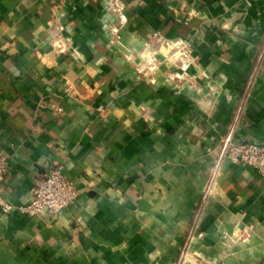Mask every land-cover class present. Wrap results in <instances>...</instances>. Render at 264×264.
Listing matches in <instances>:
<instances>
[{
  "label": "crops",
  "instance_id": "0c3cea01",
  "mask_svg": "<svg viewBox=\"0 0 264 264\" xmlns=\"http://www.w3.org/2000/svg\"><path fill=\"white\" fill-rule=\"evenodd\" d=\"M228 139L264 143V0H0V264H264ZM48 165L77 203L20 214Z\"/></svg>",
  "mask_w": 264,
  "mask_h": 264
},
{
  "label": "built area",
  "instance_id": "2783aa9c",
  "mask_svg": "<svg viewBox=\"0 0 264 264\" xmlns=\"http://www.w3.org/2000/svg\"><path fill=\"white\" fill-rule=\"evenodd\" d=\"M58 46L62 48L61 45L58 44ZM186 49L177 50L175 63L181 62L184 67L188 68L196 62V58H193L190 51ZM204 76L206 77L205 74ZM225 143L223 153L225 158L238 166L252 168L264 177V143H236L231 139H228ZM7 160V156L0 153V182L9 173ZM32 195V201L28 206L17 208L20 214L35 217L46 210L52 215H57L62 209L75 205L79 199V192L74 187L73 181L66 175L63 165L52 167L49 172L41 173L36 177L33 182ZM2 209L5 214L16 210L9 204H3Z\"/></svg>",
  "mask_w": 264,
  "mask_h": 264
},
{
  "label": "water",
  "instance_id": "95a60500",
  "mask_svg": "<svg viewBox=\"0 0 264 264\" xmlns=\"http://www.w3.org/2000/svg\"><path fill=\"white\" fill-rule=\"evenodd\" d=\"M51 169H52L51 166L48 165L46 168H43V169H42V173H47V172H49Z\"/></svg>",
  "mask_w": 264,
  "mask_h": 264
},
{
  "label": "rangeland",
  "instance_id": "374dc122",
  "mask_svg": "<svg viewBox=\"0 0 264 264\" xmlns=\"http://www.w3.org/2000/svg\"><path fill=\"white\" fill-rule=\"evenodd\" d=\"M180 264H182V262Z\"/></svg>",
  "mask_w": 264,
  "mask_h": 264
}]
</instances>
